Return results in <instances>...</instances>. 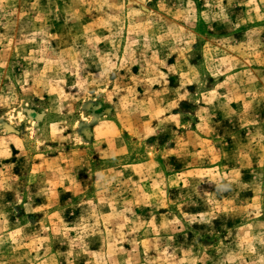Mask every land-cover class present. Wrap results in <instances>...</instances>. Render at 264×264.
Wrapping results in <instances>:
<instances>
[{"label":"rangeland","instance_id":"374dc122","mask_svg":"<svg viewBox=\"0 0 264 264\" xmlns=\"http://www.w3.org/2000/svg\"><path fill=\"white\" fill-rule=\"evenodd\" d=\"M264 0H0V264H264Z\"/></svg>","mask_w":264,"mask_h":264},{"label":"clouds","instance_id":"9594fccd","mask_svg":"<svg viewBox=\"0 0 264 264\" xmlns=\"http://www.w3.org/2000/svg\"><path fill=\"white\" fill-rule=\"evenodd\" d=\"M260 243H261V244H264V240H261Z\"/></svg>","mask_w":264,"mask_h":264}]
</instances>
